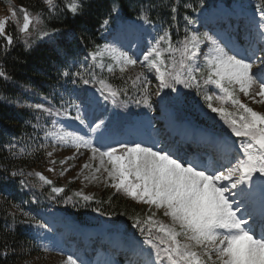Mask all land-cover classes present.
I'll use <instances>...</instances> for the list:
<instances>
[{
  "label": "snow or ice",
  "instance_id": "6c2138e0",
  "mask_svg": "<svg viewBox=\"0 0 264 264\" xmlns=\"http://www.w3.org/2000/svg\"><path fill=\"white\" fill-rule=\"evenodd\" d=\"M42 3L45 7L35 15H30L27 9L21 7L23 24L19 28L20 33H28L32 28L39 32L41 38L52 39L58 35L59 30L48 32L38 27L43 24L44 18H53L65 11L77 16L81 14L84 6L83 0H65L63 8H60L56 0H42ZM156 6L141 5L137 10L138 18L150 23L149 13ZM185 7L191 5L186 4ZM171 11L177 12V7L173 5ZM113 12L119 13V8L115 5L109 15ZM257 12V44L250 45L249 49L243 52L229 44H222L207 31L201 33L190 29L186 30L183 39L177 40L175 44L169 31L163 29L153 41L141 49L142 57L112 45L105 48L113 61L108 66L109 72L119 68L123 73L138 63L147 71H154L158 80L155 95L159 98L162 108H174L184 102L183 94L177 85H183L184 88L195 87L198 92L201 90V80L204 84L215 85L221 95H205L204 101L212 113L220 115L224 120L230 134L239 140L238 144L233 141L235 151L226 152L227 158L223 163L202 165L199 159L182 156L163 147H145L140 143L131 146L120 143L118 147L112 146L106 142L111 117L106 115V112L97 111L100 101L95 94L89 95L87 91H77L75 100L68 103L67 107L63 99L59 107L51 105L50 102L48 107L42 103L32 105L38 110V123L34 128H40L41 114L54 118L52 123L47 125L48 128L59 125V130L44 133L46 138H51L53 151L57 146L73 147L77 152L81 148L88 149L89 159L95 162V166L85 162L83 167L92 170V179H98L95 173H106L111 187L149 206L150 214L143 220L136 218L135 221V226L143 234V245L150 249L149 257L154 255V259H147L144 264H264V232L257 237L254 228L258 217L259 222L264 225V112L254 110L239 98L242 93L252 103H264V7L257 8ZM6 23L5 19H0V38L5 41L7 51V48L13 45L14 37L5 34ZM108 23L105 19L101 27ZM194 23V20L187 19V25ZM201 44L205 47L211 45L209 51L201 49ZM165 53L168 55L165 56ZM90 55L95 60L101 53L94 50ZM200 56H203V67ZM84 71L87 69H83L81 65L75 72L66 70L62 75H71L73 84L78 78L87 85L94 77L89 72V78H85ZM0 78L5 81L11 79L2 69ZM136 81L143 90L141 99L136 103H143L151 110L154 102L148 91V76L142 71L133 82ZM100 84L99 91L103 100H111L116 104L121 92L113 90L104 80H101ZM214 99L230 102L235 112L228 111L224 106H213ZM69 109L75 110L74 116L70 114ZM60 118L78 122L87 132H65L66 125L60 123ZM208 144L216 149L227 146V142L221 145L212 138H209ZM46 155L51 157L52 152H46ZM64 162L65 160L60 161L61 164ZM50 163L55 164V160H50ZM48 171H54V168L50 167ZM16 174L11 173L13 176ZM20 175H24L22 171ZM29 175H35L45 185L53 183L40 172ZM21 185H26V181L21 180ZM51 191L59 193L63 189L52 187ZM77 195L82 196L84 200L92 198L82 193ZM153 207L162 209L163 215L171 220V224L154 219L156 213L151 212ZM13 208L26 218L22 223L27 224L35 220V216L25 211L20 204H14ZM12 220L14 224L15 213L12 214ZM35 223L39 229L48 227L38 220H35ZM145 225L150 227L146 230ZM38 238L39 236L35 239ZM5 247L7 254V246ZM43 250L48 249L45 247ZM30 251V248H21L23 255L30 254ZM24 264L29 262L25 261ZM62 264L85 262L69 254ZM127 264L135 262L129 260Z\"/></svg>",
  "mask_w": 264,
  "mask_h": 264
},
{
  "label": "trees",
  "instance_id": "16d2710c",
  "mask_svg": "<svg viewBox=\"0 0 264 264\" xmlns=\"http://www.w3.org/2000/svg\"><path fill=\"white\" fill-rule=\"evenodd\" d=\"M56 3L63 8L65 0H56ZM218 3L229 6L235 4L263 6L264 0H83V11L77 16L65 11L53 18H44L43 24L38 27L48 32L53 29L59 30L58 35L52 39L41 38L39 32L31 29L29 39L23 41L16 25L7 21L5 34H11L14 43L6 51L5 41L0 38V69L11 77L8 81L0 78V264H24L25 261L35 264L36 261L40 263L48 261V251L43 250L45 244L40 238L35 239L43 230L36 227L35 220L47 225L50 220L55 225L70 222L82 228L92 229L100 228L105 223L118 224L124 228L121 230L123 234H132L143 241V234L135 226V221L136 218L143 220L150 214L148 205L134 200L123 191L118 192L110 184L93 198L84 200L77 195V180L73 179L74 177L68 178L67 173L61 175L62 170L48 171L53 157H48L46 152H52L53 149L51 140L46 138L44 133L52 129L47 125L51 124L54 118L41 114L40 128H34L38 123V110L32 105L42 103L48 107L50 102L51 105L59 107L63 99L67 107L68 103L75 100L77 91L89 92L92 87L100 89V81L104 80L113 90L121 92L117 97V103L114 104L118 111L116 121L121 122L125 118L123 111L125 115L132 117L151 111L154 118H159L153 113L160 112L162 107L155 95L158 80L154 71L149 72L138 63L123 73L119 68L109 72L108 66L113 63L111 57L101 54L99 58L93 60L90 53L94 50L101 52L118 25L132 21L151 28L154 37L163 29H167L175 44L177 40L183 39L186 30L200 32L199 27L194 28L198 23V15L201 12L209 14ZM149 4L157 6L149 13L151 22L145 23L138 18L137 10L141 5ZM186 4H190L191 7L186 8ZM114 5L119 8V13L113 12L109 15ZM173 5L177 7L175 13L171 11ZM21 7L27 9L30 15H35L45 5L42 0H0L1 9L11 8L16 13H22ZM186 18L194 20L195 23L187 25ZM105 19L109 23L101 27ZM167 55L165 53V56ZM176 58H179V54ZM81 65L83 69H87L84 71L85 78H89V72L94 77L90 79L89 84H83L78 78L73 84L71 75L67 77L62 75L66 70L75 72ZM142 71L148 76V91L154 102L151 110L143 103L139 105L136 103L141 99L143 90L138 81L135 83L133 81ZM208 86L210 87L201 80L199 92L195 87H183L184 102L176 107L181 108L185 103L194 102V99L207 107L204 96L212 95V90ZM109 101H105L104 112L113 120L112 105H109ZM69 111L71 115H75L74 109ZM179 114L207 127L203 119L191 116L187 109L180 111ZM10 145L14 147H9ZM56 162L59 163L58 160L55 164ZM21 171L23 176L20 175ZM12 172L17 174L13 176ZM35 172H40L50 179L52 185H45L35 175H29ZM21 180H25L26 185H21ZM52 187H60L63 191L53 193ZM14 204H20L25 211L31 212L35 220L27 224L22 223L21 221L26 218L13 208ZM151 212H154V207ZM13 213L16 215L14 224ZM154 219L157 220L156 216ZM148 227L150 226L145 225L146 230ZM77 244L78 248H84L81 241ZM37 245L42 247L38 248ZM22 246L30 248V254H21Z\"/></svg>",
  "mask_w": 264,
  "mask_h": 264
},
{
  "label": "rangeland",
  "instance_id": "374dc122",
  "mask_svg": "<svg viewBox=\"0 0 264 264\" xmlns=\"http://www.w3.org/2000/svg\"><path fill=\"white\" fill-rule=\"evenodd\" d=\"M259 7H250L247 5L238 6L234 5L231 7H225L222 4L217 5L215 9L212 10L210 15L202 13L199 15L198 24L201 25L206 31L212 34L219 42L222 44H229L232 47L239 49L243 52L246 49H249L246 44L238 43V39H234L229 35V24L228 21L234 19L235 24H237L238 15L240 18L247 20L246 22H241L242 29L246 28L247 33H251V36H255V41L251 46H256L258 37L256 36V21L259 20V15L257 12ZM13 12L11 8H0V19H5L8 22H12L16 25L17 30L23 24V13H16L13 17ZM219 22V23H218ZM212 23V24H209ZM217 24V25H216ZM236 26V25H235ZM236 26V28H237ZM208 28V29H207ZM31 29L28 33H20L23 41H27L31 34ZM243 31V30H242ZM244 32L245 34H247ZM153 32L148 28H140L137 23H129L127 25H119L116 32L112 35L111 39L106 46L112 45L118 48H122L124 51H130L131 54L135 56L141 52V46L145 43L146 46L150 41L153 40ZM106 46L103 48V53L111 54L105 51ZM246 46V47H245ZM211 45L205 47L204 44L200 45V48L205 52L209 51ZM257 55L259 53L257 52ZM142 57V54H141ZM200 62L203 60V56H200ZM212 90L213 96L221 95L220 90L216 88L215 85L209 84ZM180 88L181 93L183 94V85H177ZM96 89H92L89 92V95L95 94L96 98L100 101V106L97 109L98 112H101L104 105L101 104V95ZM184 96V95H183ZM241 102L248 104L256 111L264 112V103H252L247 97H244L242 93L239 94ZM213 106L219 107L224 106L228 111L235 112V109L230 104V102L225 103L214 99ZM182 108L174 107L172 110H184L187 109L190 112V115L197 116V119H203L207 123V131L203 130L199 126H191L186 123H175L173 115L168 108H161L160 117L163 120H155L151 115L146 114L137 118L131 125H125L123 130L125 131L124 137L121 140L112 141V139H107V143L112 144L114 147H118L120 143L128 144L129 146L140 143L145 147H163L173 153H179L180 155H187L185 151L181 148H185L189 144L190 139L194 142L192 146H196L202 139L203 145H208L207 149L203 146L200 147V152H194V154L189 155L190 158L199 159V162L203 164H212L214 162L223 163L227 158L225 155L226 152H234L235 145L239 143L238 138L230 134V130L227 125L224 123V120L220 115L212 113L208 107L202 106L199 101H195L189 104L185 103ZM129 111V110H126ZM60 123L66 125L64 131H77L81 134H85L87 129L80 126L78 122H73L70 119L60 118ZM113 121L110 120L109 126L114 128ZM168 125L172 129L167 130L165 126ZM117 132L121 131L120 126H115ZM53 130H59V125H53ZM211 130H217L222 134L211 133ZM51 131V129L49 130ZM170 137L166 144H161V139L165 135ZM209 138H212L218 141L221 145H224V142H227V146H223L219 149L213 148L208 144ZM51 140L50 137H48ZM205 139V140H204ZM207 150L203 153V150ZM189 150V148H186ZM208 151H212L216 159H212V155L208 154ZM53 160H58V164H50L51 168H54V171L67 173L68 178L77 180V193H82L83 195L93 196L98 193L105 186L110 184V181L106 179V173H95L98 179H92V170L90 168H84L83 165L85 162H89L95 166V162L90 161V151L85 148H81L79 152L73 147H61L57 146L55 151H52ZM66 157H75L74 159H65ZM61 160H65L63 164L60 163ZM61 168V169H59ZM67 169L66 171H64ZM61 174V173H60ZM82 197V196H81ZM156 213V218L158 221L164 224H171V220L163 215V210H157L154 208ZM49 214V213H47ZM256 230L257 237L264 232V225L259 222V217L257 218V223L254 225ZM121 230L124 228L118 224H103L100 228L88 229L82 228L76 223L70 222H61L58 225H55L52 220L49 221L48 227L43 229L40 232V239L47 244V260L46 263H40L36 261L35 264H62L66 259V256L71 254L74 257H78L80 260L84 261L85 264H127L129 260H133L135 264H144V261L147 259H154V255L149 257V251L144 246H142L139 241L132 236L131 234H123ZM71 236L78 237L80 240H85L87 242L89 239L101 238L105 242L102 247L94 246L93 249L89 248L87 251L82 248L77 247V242L71 240ZM89 243V242H88ZM142 260V262H140Z\"/></svg>",
  "mask_w": 264,
  "mask_h": 264
}]
</instances>
